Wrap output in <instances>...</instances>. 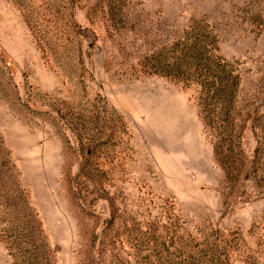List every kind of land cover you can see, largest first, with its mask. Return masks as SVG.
Masks as SVG:
<instances>
[{
  "label": "rangeland",
  "instance_id": "1",
  "mask_svg": "<svg viewBox=\"0 0 264 264\" xmlns=\"http://www.w3.org/2000/svg\"><path fill=\"white\" fill-rule=\"evenodd\" d=\"M121 1L0 0V264H264V0ZM197 24L240 75L225 163L134 73Z\"/></svg>",
  "mask_w": 264,
  "mask_h": 264
},
{
  "label": "trees",
  "instance_id": "2",
  "mask_svg": "<svg viewBox=\"0 0 264 264\" xmlns=\"http://www.w3.org/2000/svg\"><path fill=\"white\" fill-rule=\"evenodd\" d=\"M122 4L121 0H117L113 6H107V10L103 8V11L108 17L114 18L122 12ZM26 18L30 24L31 19L25 14ZM116 22L115 27L117 24L125 25L122 19ZM134 73L163 76L195 90L196 105L205 127L213 132V137L219 143L215 146V153L221 155L223 161L225 158L232 159L237 146L235 141H239L241 134L234 111L240 75L234 64L219 53L217 36L208 25L197 24L189 28L170 45L163 46L151 57L139 61ZM94 141L103 143L100 138L89 140ZM229 169L233 170L227 167V171Z\"/></svg>",
  "mask_w": 264,
  "mask_h": 264
}]
</instances>
